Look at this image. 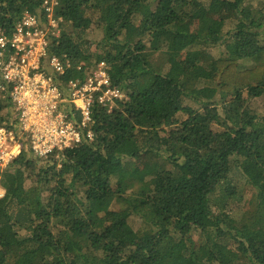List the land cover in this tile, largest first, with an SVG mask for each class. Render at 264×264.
<instances>
[{
	"label": "trees",
	"instance_id": "trees-1",
	"mask_svg": "<svg viewBox=\"0 0 264 264\" xmlns=\"http://www.w3.org/2000/svg\"><path fill=\"white\" fill-rule=\"evenodd\" d=\"M26 12L43 15L42 0H0V27ZM57 12L67 28L48 56L71 63L64 92L103 61L124 97L94 103L92 139L47 158L23 140L0 173V264H264V0H59ZM5 100L0 125L19 134ZM145 154L157 159L138 165Z\"/></svg>",
	"mask_w": 264,
	"mask_h": 264
},
{
	"label": "built area",
	"instance_id": "built-area-1",
	"mask_svg": "<svg viewBox=\"0 0 264 264\" xmlns=\"http://www.w3.org/2000/svg\"><path fill=\"white\" fill-rule=\"evenodd\" d=\"M43 15L26 12L10 31L0 27V91L10 99L19 134L0 125V173L20 155L23 140L39 157L93 138L92 107H109L123 92L112 85L105 62L84 79H71L66 93L58 77L70 61L48 56L51 38L60 35L59 0H42ZM67 95V96H66Z\"/></svg>",
	"mask_w": 264,
	"mask_h": 264
},
{
	"label": "rangeland",
	"instance_id": "rangeland-1",
	"mask_svg": "<svg viewBox=\"0 0 264 264\" xmlns=\"http://www.w3.org/2000/svg\"><path fill=\"white\" fill-rule=\"evenodd\" d=\"M204 1H207V0H204ZM222 17H228V16L223 14ZM231 22H232L231 19L228 17V23H227V25L225 27V32L232 27V23L233 22L232 23ZM62 28H67V25L63 24V19L60 22V30H62ZM102 37H103L102 28L99 27L96 22L93 23L88 28L87 38L90 41L96 43L99 40H101ZM92 50L93 51L96 50V45L95 44H93ZM202 54H203V59L204 60H212V59H214L215 57H217L219 55V49L217 47L216 48L207 49V50L203 51ZM151 59H152L153 63L158 62L159 61V55L158 54L152 55ZM5 99H6L5 93L0 91V115H7L9 113L8 111H10L9 110V106L7 107V101ZM256 105H258L260 107L259 108L260 111L264 113V99L258 100L256 102ZM156 159H157V157L154 154H145V155H142V156L138 157L137 160H135V161H137L138 165L143 166L146 162L153 161V160H156ZM113 185H115V184H113ZM1 188H3V187L0 184V197H2L4 195V193H5V192H2ZM117 206H119V205H116V207ZM133 219L134 220L131 221L132 225L134 226L135 229H138L141 226L142 223H141V221L136 220V219H139L138 217H134ZM198 235H199V232L195 233V239L196 240L199 239Z\"/></svg>",
	"mask_w": 264,
	"mask_h": 264
},
{
	"label": "crops",
	"instance_id": "crops-1",
	"mask_svg": "<svg viewBox=\"0 0 264 264\" xmlns=\"http://www.w3.org/2000/svg\"><path fill=\"white\" fill-rule=\"evenodd\" d=\"M2 192H5V190L3 188H1Z\"/></svg>",
	"mask_w": 264,
	"mask_h": 264
}]
</instances>
